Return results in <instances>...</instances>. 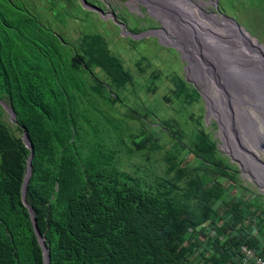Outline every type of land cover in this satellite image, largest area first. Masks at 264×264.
<instances>
[{"label": "trees", "instance_id": "trees-1", "mask_svg": "<svg viewBox=\"0 0 264 264\" xmlns=\"http://www.w3.org/2000/svg\"><path fill=\"white\" fill-rule=\"evenodd\" d=\"M247 1L252 3H237L264 4V0ZM162 2L175 10L172 18L179 19L177 7ZM176 4L184 12L185 4ZM42 9L64 20L77 10L92 13L73 6V0H0V99L11 107L15 119L14 124L0 119V264H42L21 201L29 155L22 130L32 147L24 199L43 235L48 264H233L240 243L264 254V205L236 196L224 201L226 187L218 179L234 174L225 170L224 158L215 157V142L202 129L189 138L198 164H188L191 157L177 151H166L160 175L142 176L116 165L115 150L100 142L98 124L87 115L84 95L92 86L94 68L118 90L129 82V73L109 54L99 34L82 33L75 50L69 41L64 44L45 27ZM190 18L199 29H192ZM185 21L206 44L214 40L197 15ZM176 25L185 35L183 42L195 45L183 23ZM192 52V74L197 77L199 61ZM175 82L176 97L183 92L199 96L183 76ZM206 94L211 115L220 118L223 149L235 147L237 157L246 159L239 137L250 142H257L259 134L264 137L261 126L257 134L249 128V121L264 120L257 105L241 97L243 108L236 103L229 115L215 91ZM217 104L222 117L215 111ZM231 119L239 137L226 134ZM118 141L119 137L116 145ZM131 142L138 149H159L154 142L146 147L147 136Z\"/></svg>", "mask_w": 264, "mask_h": 264}, {"label": "rangeland", "instance_id": "rangeland-1", "mask_svg": "<svg viewBox=\"0 0 264 264\" xmlns=\"http://www.w3.org/2000/svg\"><path fill=\"white\" fill-rule=\"evenodd\" d=\"M86 1L93 5L96 4L103 11V15L109 14V17L102 19L98 13L91 10H88L92 12L90 14H81L78 10L74 13L70 12L71 18L66 20L60 16L53 18L45 14L43 9L41 12L43 16L38 13L42 16L45 27L50 29L64 44L70 42L73 50L82 33L99 34L109 54L119 59L122 68L129 73V82L118 90L104 78L97 68H94L95 76L90 78L92 86L84 95L87 115L92 124H98L96 125L97 136L101 135L103 138L100 142L106 148L115 150L114 155L118 159L116 165L124 171H135L138 175L146 174L148 177L154 174L160 175L163 173L162 157L166 151L173 153L177 151L179 156L191 157L188 164H198L199 156L192 150L189 138L190 135L202 129L208 138L215 142V157L224 158L226 160L225 170L234 174L233 178L229 175H222L218 179L221 186L226 187L223 195L224 201L227 202L236 196L264 205V182L261 180L263 183L261 186L255 182L252 172L248 173L245 169V162L222 147L224 138L219 136L220 124L218 118L211 115L209 111L206 94L208 88H217V84L210 82L207 86L200 81L202 77H206L204 65L199 66V76L195 77L190 72L193 68V59L190 55L187 66V61L183 57L187 51L183 47H177V51L170 46L162 45L157 42L156 36L149 33L152 29L161 27L160 21L148 13L147 8L150 12H153L152 9L159 13L162 4L153 0ZM133 1L137 6L136 9L126 4L127 2L131 5ZM245 1L248 4L252 3ZM178 2L185 4L186 16L193 12L207 26L214 38L211 43H220L219 53L224 54L225 61L231 69L238 66L231 57L244 59L246 48L235 36L231 39L227 35L229 31L227 28L230 27L229 22H231L229 19H233L238 24L240 27H237L238 30L243 33L248 43L252 44L255 49L259 48L262 51L259 50L260 53L264 55V4L247 6V4L237 3V0H178ZM187 4L195 10H188ZM74 5L81 6L80 0H73ZM162 18L164 23L167 22V17ZM116 21L121 25H118ZM175 26L179 32H182L181 27ZM169 29L174 32L173 26H169ZM231 31L233 32L232 29ZM160 36L166 40L169 39L163 32ZM165 39L163 40L166 41ZM195 53L198 58L197 52ZM219 63L222 64L221 61ZM180 76H185L188 83L197 89L198 97L186 95L184 92L180 97L174 95L177 83L175 81ZM238 107L243 108L242 104H238ZM215 111L219 112L222 117L218 104ZM0 119L8 122V114L1 106ZM258 125L264 128V120L260 118L258 121H249L250 130L256 134ZM145 136L149 138L146 147L154 142L159 149L154 148L152 151L146 148L138 149L131 142L140 141ZM117 137L119 141L116 145ZM239 139L245 144L240 150L249 157L258 158L264 162L262 134H259L257 142H250L240 137ZM256 153L259 155L257 156ZM211 167L208 166V168Z\"/></svg>", "mask_w": 264, "mask_h": 264}, {"label": "water", "instance_id": "water-1", "mask_svg": "<svg viewBox=\"0 0 264 264\" xmlns=\"http://www.w3.org/2000/svg\"><path fill=\"white\" fill-rule=\"evenodd\" d=\"M156 1L162 4L159 13L163 14L164 16L157 13L156 11L152 9L151 11L153 12H150L148 8L146 7V5L140 1L147 8L148 13H150L151 15H153L156 19L160 21L161 28L152 29V31L149 33L156 36L157 42H159L160 44L170 46L177 50V47L180 48L178 45H176L172 41H168V40L164 41L163 38L160 36V34L163 31L166 32V34L169 33L167 24L169 26H175L179 22L183 21V19L180 17L178 19L177 16L175 19L172 18L171 16L175 13V10H173L171 7L166 5L165 2H162L160 0H156ZM80 4L82 8L95 11L96 13H98L102 19L109 17V14L107 16L103 15V11L99 7L87 3L86 0H80ZM111 17H113V15ZM162 17H169V18L167 22L164 23ZM225 18L229 19L227 17ZM229 20H231V22L236 27H239L238 24L233 19H229ZM116 23L118 25H121L118 21H116ZM198 44H200V42ZM195 49H196L195 52H197L199 55L201 63L204 64V67H203L204 72L208 75H210V72H211L212 76L214 77V81L217 82V84L220 86L221 89L225 91V93L233 97V99L246 97L249 100H252L253 102H256L255 99H257L261 103H259V105L257 104L256 109L264 117V62H260L258 60L255 62H252L249 59H242V58L239 59V58L231 57L232 61L238 64V66H235L234 69L226 70L224 69V66H223L224 64H220L218 61L219 59L215 51L218 53L219 50L217 51V48L215 47V45L213 47H211L210 45L209 46L205 45L200 50H198L197 48ZM180 51L183 54V51L181 49ZM220 55L221 57L226 59L224 54H220ZM184 59L187 61V64H188L187 58L184 57ZM222 62H225V61H222ZM184 79L187 80L185 76H184ZM0 106L8 114V122L14 124L15 123L14 112L11 109V107L7 105L1 99H0ZM21 139H22L24 146L27 147L29 150V155L26 160L25 174H24L22 185H21V201L25 205L29 213V217L32 223V229L36 237V241L41 249L42 264H48L49 253L43 241V235L40 234L37 228L35 227V221L33 218L32 211L24 199L25 184L27 182V178L30 173L29 160H30V156L32 153V147L28 141V137H27L25 130H22Z\"/></svg>", "mask_w": 264, "mask_h": 264}, {"label": "bare ground", "instance_id": "bare-ground-1", "mask_svg": "<svg viewBox=\"0 0 264 264\" xmlns=\"http://www.w3.org/2000/svg\"><path fill=\"white\" fill-rule=\"evenodd\" d=\"M153 1H155L156 3H160V2H158V1H156V0H153ZM160 1H162V0H160ZM167 1H170L171 3H173V5L175 6V7H177V10H178V14H179V17L180 18H182L183 19V21H181L182 23H183V26H184V29L187 31V33H189V35H190V37L194 40V44L195 45H192L191 44V46L190 45H188V44H185L183 41L185 40V35H184V33L183 32H179L178 30H177V28H176V26H173V29H174V32H171L170 31V29H169V26H168V30H169V33H165L164 31H163V33L164 34H166L168 37H169V39H168V41L169 40H172V41H174L175 42V44L176 45H178L179 47H183L184 49H186V48H189V49H191V53L189 54V53H187V54H184L185 56V58H187V60H188V64H189V56L190 55H193V52L192 51H194L195 50V46H198V43L200 42V44H202L203 46H205V45H208V44H206L205 42H203V40L201 39V38H199V37H197L196 35H194L193 33H192V31H191V29L189 28V26L187 25L188 24V22H190V24H191V26H192V29L195 31L196 29H199V28H197V25L193 22V20L190 18L189 20H187L188 22L186 23V21H185V19L189 16V15H191L192 16V14H193V12H191L190 14H188L187 16L184 14V12L181 10V8L179 7V5H177L176 3H178V0H167ZM176 2V3H175ZM132 4H135V2L133 1V2H131ZM181 3V2H180ZM126 4L128 5V6H132L133 7V9H136L137 8V6H136V4L135 5H130V4H128L127 2H126ZM183 10L185 11V8H183ZM167 18H169V17H167ZM164 21V20H163ZM186 24V25H185ZM229 26L231 27H228L227 28V30H229L228 31V36L231 38V39H234V36L236 37V39L239 41V43L241 44V45H243L246 49L244 50V55H245V57H246V59H249V60H251L252 62H255V61H260V62H264V55H262L261 53H260V49L258 48V46H257V48L258 49H255L254 48V46L252 45V44H250V43H248V41L245 39V37H243L244 35H243V33L240 31V30H238V28L233 24V23H231V22H229ZM231 29L233 30V32L231 31ZM226 30V31H227ZM177 31H178V33H179V36H178V33H177ZM214 31V30H213ZM215 33H219V31H214ZM176 33V34H175ZM234 34V35H233ZM255 44H257V43H255ZM211 47H213L214 45H215V47L217 48V51L219 50V46H221L220 45V43L219 42H213V43H210L209 44ZM208 45V46H209ZM210 49V48H209ZM213 50V49H212ZM260 50V51H259ZM262 52V51H261ZM215 53H216V55H217V57H218V59H219V61H221V63L222 64H224V67H225V69L226 70H230L231 69V67L228 65V63L225 61V59H223V57H221V55L219 54V51H218V53L215 51ZM198 54V53H197ZM221 57V58H220ZM192 59H193V61H194V57H192ZM223 59V60H222ZM198 61H199V64H197V66L199 67L200 65H204L203 63H201V60H200V58H199V55H198ZM222 61H225V62H222ZM188 64H187V66H188ZM190 70V69H189ZM190 72H192L191 70H190ZM200 81H202L203 83H205V85H210V82H215L214 81V77L212 76V73H210V75H208V74H206V77L204 78V77H202L201 78V80ZM216 84H217V82H215ZM201 90H203V87H201ZM208 92L209 91H215L216 93H217V95H218V102L219 103H221L225 108H227L228 109V113H229V115H231V113L233 112V107H234V105L237 103V104H239V105H241L242 104V101H241V99L240 98H237V99H233V97L231 98L230 97V95H228L227 93H225V91L223 90V89H221L220 88V86L217 84V88H211L210 87V89L208 88V90H207ZM255 101L256 102H254L256 105L258 104L259 105V103H261L260 101H258L257 99H255ZM209 111H210V113H211V110L209 109ZM214 116V115H213ZM215 117V116H214ZM215 118H218V117H215ZM218 119H220V118H218ZM238 125H239V123H238ZM258 127V126H257ZM228 130V133L226 132V134L228 135V136H236V137H238L237 136V134L234 132V130H236V125L234 124V123H232V119L230 120V125H229V127H227L226 128V131ZM258 130H260V129H258ZM232 131V133H230L229 134V132H231ZM229 138V137H228ZM261 140H263V138L261 139ZM262 142L260 141V144H261ZM236 150H237V148H235V147H233V148H231V150L229 151V152H231V154H233V155H235V156H237L236 155ZM244 162H247L248 163V165L249 166H247V165H245V166H247L248 167V169H247V171H248V173H250V171L252 172V174H253V176H255V182H257L260 186H261V179L260 178H264V162L263 161H261L260 159H258V158H254V157H247L246 159H244L243 160ZM264 180V179H263Z\"/></svg>", "mask_w": 264, "mask_h": 264}, {"label": "built area", "instance_id": "built-area-1", "mask_svg": "<svg viewBox=\"0 0 264 264\" xmlns=\"http://www.w3.org/2000/svg\"><path fill=\"white\" fill-rule=\"evenodd\" d=\"M251 233H255V228L251 227ZM238 259L233 264H264V254H258L254 247L247 243H240L237 248Z\"/></svg>", "mask_w": 264, "mask_h": 264}, {"label": "clouds", "instance_id": "clouds-1", "mask_svg": "<svg viewBox=\"0 0 264 264\" xmlns=\"http://www.w3.org/2000/svg\"><path fill=\"white\" fill-rule=\"evenodd\" d=\"M93 5V4H92Z\"/></svg>", "mask_w": 264, "mask_h": 264}]
</instances>
